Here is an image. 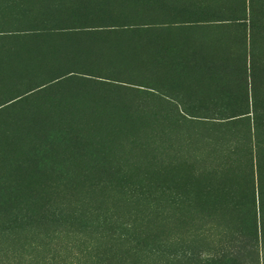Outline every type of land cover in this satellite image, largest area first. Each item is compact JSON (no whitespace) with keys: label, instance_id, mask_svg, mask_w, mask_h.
<instances>
[{"label":"rangeland","instance_id":"1","mask_svg":"<svg viewBox=\"0 0 264 264\" xmlns=\"http://www.w3.org/2000/svg\"><path fill=\"white\" fill-rule=\"evenodd\" d=\"M260 185L264 0H0V264H183Z\"/></svg>","mask_w":264,"mask_h":264},{"label":"trees","instance_id":"2","mask_svg":"<svg viewBox=\"0 0 264 264\" xmlns=\"http://www.w3.org/2000/svg\"><path fill=\"white\" fill-rule=\"evenodd\" d=\"M263 191V186H258L259 227L258 220L255 218V210L252 209V204L248 201V203H246L245 216L239 227L234 231L235 236L229 237L226 241H219L212 247L201 248L194 244L193 238L195 236H193L188 228L186 229L184 243H181L178 251H173V254L177 257L176 260L183 264H255V261L259 258L256 245H258V243L262 244V248H264ZM185 206L187 209L182 212L183 220L185 222L189 220V222L192 223L193 207H191L189 203H186ZM114 225H112V227L116 230L120 228V223L118 221H115ZM222 227L223 231H225L223 235L226 236V232H229V229L225 225ZM127 229L131 230L132 227L128 226ZM183 234H185V232ZM135 238L136 236L132 237L134 240ZM79 256L78 260L81 259V256L83 257L85 255L80 253Z\"/></svg>","mask_w":264,"mask_h":264}]
</instances>
